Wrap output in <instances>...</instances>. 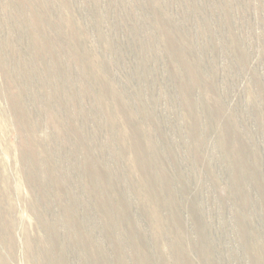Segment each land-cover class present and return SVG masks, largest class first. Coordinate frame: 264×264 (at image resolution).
I'll return each mask as SVG.
<instances>
[{
	"label": "rangeland",
	"instance_id": "rangeland-1",
	"mask_svg": "<svg viewBox=\"0 0 264 264\" xmlns=\"http://www.w3.org/2000/svg\"><path fill=\"white\" fill-rule=\"evenodd\" d=\"M0 264H264V0H0Z\"/></svg>",
	"mask_w": 264,
	"mask_h": 264
},
{
	"label": "trees",
	"instance_id": "trees-1",
	"mask_svg": "<svg viewBox=\"0 0 264 264\" xmlns=\"http://www.w3.org/2000/svg\"><path fill=\"white\" fill-rule=\"evenodd\" d=\"M136 149L140 152V150L141 149H139V146H138V144H136ZM142 158H144L143 156H142ZM150 166H148V168H149Z\"/></svg>",
	"mask_w": 264,
	"mask_h": 264
}]
</instances>
